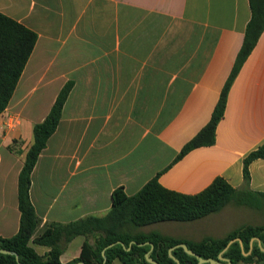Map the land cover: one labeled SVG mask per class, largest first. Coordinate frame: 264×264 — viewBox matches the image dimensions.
<instances>
[{"label":"crops","instance_id":"0c3cea01","mask_svg":"<svg viewBox=\"0 0 264 264\" xmlns=\"http://www.w3.org/2000/svg\"><path fill=\"white\" fill-rule=\"evenodd\" d=\"M0 13L38 36L0 115L1 237L19 230L18 177L34 126L70 81L59 125L32 173L41 228L105 216L115 189L133 196L158 174L163 187L186 195L222 177L263 199L264 159L251 162L248 183L243 162L264 147V32L229 89L215 144L176 161L211 120L244 42L249 0H0ZM243 207L264 211L262 204L232 202L204 218L160 222L141 233L222 239L252 225L242 223ZM86 239L95 240L68 243L61 262L78 258Z\"/></svg>","mask_w":264,"mask_h":264},{"label":"trees","instance_id":"16d2710c","mask_svg":"<svg viewBox=\"0 0 264 264\" xmlns=\"http://www.w3.org/2000/svg\"><path fill=\"white\" fill-rule=\"evenodd\" d=\"M249 3L251 18L246 27L244 42L211 120L183 147L176 161L196 148L215 144L217 126L224 116L229 89L264 32V0H249ZM37 39L35 32L0 13V115L7 108L15 92ZM72 88V81L66 83L57 95L49 114L34 126L33 143L26 153L18 177V206L21 213L19 230L12 237L0 236V249L15 252L21 264H63L60 257L64 247L77 236L92 235L95 239L94 243L86 239L80 256L66 264L79 262L114 264L116 260L122 264H150L145 257L151 249L149 245H133L127 251L122 245L116 244L107 248L106 261H104L102 251L119 241L126 247H129L133 241L138 244L150 242L154 245L150 253L151 258L159 264H175L169 256V250L179 244L187 245L190 250L204 259L218 260L219 254L228 243L238 238L242 240L243 248L238 242L231 244L223 253L225 259L231 264L264 263V253L258 243L255 241L251 245L253 238H259L264 247V225H245L222 239H205L197 243L159 232L147 234L135 232V229L160 222L195 221L218 212L232 202L247 206L264 205V194H259L263 198L259 200L257 194L247 190H237L222 177H217L202 192L186 195L163 187L159 182L158 174L133 196H128L123 187L115 189L112 193V208L105 216H89L68 224L51 223L41 228V219L30 198L32 173L40 154L59 125ZM256 159H264V147L251 152L244 159L243 176L246 183L250 180L249 165ZM32 243L49 248V252L44 255L38 254ZM173 255L180 264H199L195 257L188 255L182 248H176ZM0 264L19 263L14 255L0 253Z\"/></svg>","mask_w":264,"mask_h":264},{"label":"water","instance_id":"95a60500","mask_svg":"<svg viewBox=\"0 0 264 264\" xmlns=\"http://www.w3.org/2000/svg\"><path fill=\"white\" fill-rule=\"evenodd\" d=\"M254 241H256L258 243V246L260 247L261 251L264 253V247L262 246L261 240L259 238H253L251 240V245L253 244ZM235 242H238L241 245V247L243 248V242H242L241 239H238V238L237 239H233V240H231L228 243V245L226 246V248L219 254L218 260H214V259H204L200 255H198L197 253H195L194 251L190 250L187 247V245H185V244H179V245H177L175 247H172L169 250V256L174 260L175 264H180V261L177 258L174 257L173 251L176 248H182L188 255H190L192 257H195L198 260L199 264H231V262L228 259H225L223 257V253L225 251H227V249L230 247V245L233 244V243H235ZM116 244L122 245L125 248V250H127V251H129L133 245H139V246L149 245L151 247V249L145 255L147 262L150 263V264H159L157 261H155L153 258L150 257V253H151V251L154 248V245L152 243L146 242V243H143V244H138L135 241L131 242L130 245H129V247H126L125 244L123 242H121V241L109 245L108 247H106L102 251V256L104 258V261H106L105 251L107 250V248H110V247H112V246H114ZM0 253H2V254H8V255H14L16 257V260L18 261V263L21 264L20 261H19V256L15 252H12V251H9V250H6V249H0ZM244 255H248V254L244 253ZM76 264H86V263L79 262V263H76ZM188 264H190V263H188Z\"/></svg>","mask_w":264,"mask_h":264},{"label":"rangeland","instance_id":"374dc122","mask_svg":"<svg viewBox=\"0 0 264 264\" xmlns=\"http://www.w3.org/2000/svg\"><path fill=\"white\" fill-rule=\"evenodd\" d=\"M242 219H243V220H241L242 223H243V221L248 220L247 222L252 223L253 226L264 225V211H262V210L254 211L253 209H251L249 207H243L242 208ZM237 221H238V219H237ZM243 226H245V225H243ZM147 231H149V230L141 229V228L135 229V232H137V233L147 232ZM165 231H167V230H165ZM172 231H175L174 233H179V231H180V233H182L183 231H185V228H180V229L172 230ZM145 234H147V233H145ZM91 236L92 235H89V237H91Z\"/></svg>","mask_w":264,"mask_h":264}]
</instances>
